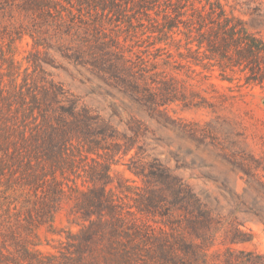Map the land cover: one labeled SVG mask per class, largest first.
<instances>
[{"label":"trees","instance_id":"trees-1","mask_svg":"<svg viewBox=\"0 0 264 264\" xmlns=\"http://www.w3.org/2000/svg\"><path fill=\"white\" fill-rule=\"evenodd\" d=\"M196 1L137 4L145 14L159 7L158 39L181 35L187 61L238 70L246 83L264 85V0H233L228 10L221 0ZM55 3L0 0V9L23 13L34 44L47 55L54 38L57 47L65 41L56 35L62 17ZM70 42L71 53L61 55L88 67L127 102L111 105L118 118L113 123L39 64L18 81L10 44L5 48L0 37V182L26 196L20 208L9 203L0 212V264H264V253L235 247L252 238L239 213L264 223V157L250 148L245 133L228 119L200 124L171 116L168 106L186 100L175 77L144 58L134 61L106 36L91 38L88 28L82 34L77 29ZM150 121L194 143V150L183 152L191 160L181 158V166L198 168L211 188L197 191L154 153L149 139L162 140ZM197 150L214 154L224 168L205 158L195 164ZM118 157L126 158V170L141 185L123 175L114 182ZM131 188L133 204L125 201ZM64 209L69 226L60 230L61 249H38L36 230L59 232L54 217Z\"/></svg>","mask_w":264,"mask_h":264},{"label":"rangeland","instance_id":"rangeland-1","mask_svg":"<svg viewBox=\"0 0 264 264\" xmlns=\"http://www.w3.org/2000/svg\"><path fill=\"white\" fill-rule=\"evenodd\" d=\"M56 1L54 5L62 17L56 35L63 37L65 41L63 47H57L58 43L54 38L50 42L54 48L48 49L47 55H44V48L41 45L34 44L31 26L23 13H18L15 9L10 10L8 7L0 9V37L5 48L10 44L17 71L20 72L18 81H21L26 69L30 73L36 67L35 72H37L39 67L36 64H39L44 72L50 73L56 82L77 96L81 103L96 109L103 117L115 123L118 118L112 115L111 105L116 106L120 101L127 102V99L88 67L75 64L61 55V51L71 53V50L67 49L73 46L70 42V34L74 35L77 29L78 33L82 34L83 30L88 28L91 38L92 35L106 36L110 44L118 43L125 51V55L134 61H137V57L144 58L149 67L155 64L158 71L163 70L167 73V78L175 77L176 85L186 100H177L168 106L171 116L200 124L228 119L234 123L237 131L245 133L254 153L264 157V85L246 83L243 73L238 70L221 72L217 67H203L191 63L190 60L187 61L188 58L185 56L189 54L184 47V40H178L181 35H176L175 41L158 39L156 26L157 22L162 21L159 7L155 6L145 14V10L137 4V0H70V3L65 0ZM201 1L205 2V0ZM221 1L227 10L229 5L234 4L233 0ZM157 3L161 4L162 0H157ZM194 5H199L196 0ZM154 11H158L159 14L156 15ZM52 33L53 31H50V34ZM179 51L182 55H179ZM125 115L123 112L122 116ZM149 123L162 140L154 143L149 139L155 148L154 153L197 191L205 186L211 188L213 182L201 178L198 168L181 166V158L186 162L191 160V156H185L183 152L188 148L194 150V143L184 140L173 129L162 128L154 121ZM178 147L181 149L177 150ZM174 152L178 155L174 156ZM195 152L198 154L195 164H198V158H205L206 161L216 164L218 168H224L217 163L214 154L200 150ZM125 161L126 158H115L112 168L119 173H113L114 182L116 183L120 175H123L129 179L131 185L135 183L141 185L140 180L126 170ZM129 191L125 201L133 204L130 197L134 196V189L131 188ZM25 198V194H21L19 190H6L4 180L0 182V212L10 205L9 203H11L10 207L17 205V208H20ZM221 205L225 207L223 211L229 209L225 202ZM66 213L67 210L64 209L54 217L59 232L49 233L45 226H40L36 230L38 249L52 253H57L61 249L60 241H64V232L60 230H65L69 226ZM238 219L243 225L242 228L251 233L252 238L249 242L237 244L235 247L264 253V223L252 213H239Z\"/></svg>","mask_w":264,"mask_h":264}]
</instances>
